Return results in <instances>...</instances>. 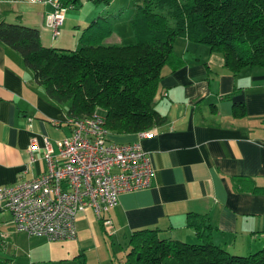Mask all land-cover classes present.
I'll return each mask as SVG.
<instances>
[{"label":"crops","instance_id":"1","mask_svg":"<svg viewBox=\"0 0 264 264\" xmlns=\"http://www.w3.org/2000/svg\"><path fill=\"white\" fill-rule=\"evenodd\" d=\"M82 2L84 13H63L56 38L44 27L48 3L0 0V23L37 30L44 48L74 50L82 29L104 10ZM117 25L111 21L102 45L122 44ZM172 53L175 66L162 68L151 103L163 121L143 130L153 138L139 141L151 163L149 186L120 194L103 214L113 226L110 235L126 242L134 230L155 228L161 238L195 243L185 219L196 214L205 216L214 245L248 255L264 245V68H229L220 53L184 38L173 41ZM92 115L102 118L101 111ZM69 119L66 106L45 98L18 54L0 43V187L45 171L44 142L55 152L54 142L71 133ZM107 131L110 144L138 142L137 132ZM32 141L36 148L29 150ZM87 212L93 215L89 209L79 214ZM9 220L0 201V264L43 262L38 250L53 241L16 232Z\"/></svg>","mask_w":264,"mask_h":264},{"label":"trees","instance_id":"2","mask_svg":"<svg viewBox=\"0 0 264 264\" xmlns=\"http://www.w3.org/2000/svg\"><path fill=\"white\" fill-rule=\"evenodd\" d=\"M57 1L63 9L79 8V0ZM128 7L132 44H101L121 14L105 10L82 29L74 50L44 48L37 30L16 24L0 23V43L18 54L43 96L66 106L70 118L101 111L104 127L114 134L148 130L163 121L151 103L162 68L175 66L177 38L220 53L229 68H264V0H133ZM185 226L194 231L196 243L161 238L155 228L132 231L122 264H164L168 259L177 264H264V245L245 256L214 245L205 216L187 214Z\"/></svg>","mask_w":264,"mask_h":264},{"label":"built area","instance_id":"3","mask_svg":"<svg viewBox=\"0 0 264 264\" xmlns=\"http://www.w3.org/2000/svg\"><path fill=\"white\" fill-rule=\"evenodd\" d=\"M21 1V0H10ZM52 7L44 27L58 35L64 9L57 0H26ZM69 137L54 142L55 152L44 142L45 171L30 181L0 187V201L9 223L28 237L62 242L74 237L77 213L89 209L109 234L112 224L103 216L120 194L146 189L152 169L139 141L153 138L152 131H138L137 143L110 144L103 119L96 115L70 118ZM36 148L34 141L29 150Z\"/></svg>","mask_w":264,"mask_h":264},{"label":"rangeland","instance_id":"4","mask_svg":"<svg viewBox=\"0 0 264 264\" xmlns=\"http://www.w3.org/2000/svg\"><path fill=\"white\" fill-rule=\"evenodd\" d=\"M109 1L110 3L107 5L96 3L86 6L97 10L104 9L111 15H115L118 11H121L120 17L117 20L118 25L114 31L120 35L122 44H132L134 38L126 20L131 16V10L128 6L133 0ZM79 2L81 5L78 9L65 8L64 12L72 10L80 14L84 13L85 7L83 2L82 0H79ZM79 32H76L75 36ZM111 139L115 138L111 137ZM75 218L74 229L77 232L76 238L63 242H46L38 250V256H42L41 261H43L39 264H122L127 241H118L115 237H112L108 231H105L100 226L98 220L88 212L83 214L77 213ZM169 264H177V262L172 259Z\"/></svg>","mask_w":264,"mask_h":264}]
</instances>
